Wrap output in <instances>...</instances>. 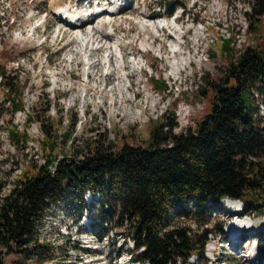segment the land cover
<instances>
[{"label": "rangeland", "instance_id": "1", "mask_svg": "<svg viewBox=\"0 0 264 264\" xmlns=\"http://www.w3.org/2000/svg\"><path fill=\"white\" fill-rule=\"evenodd\" d=\"M51 1L47 0L42 5L43 0H0V66H4L7 71L6 77L0 78V180L7 186L3 192L6 199L11 195L9 193L16 175L11 173L15 166L27 168L33 163L42 165L45 162L50 150L45 151L41 141L48 135L55 144L52 158L56 163L50 167L54 171L59 158L76 155L77 147L81 158L97 140H101L104 147L110 146L113 152H117L125 145L147 148L150 131L157 124L164 125L163 133L169 132V136L187 133L194 130L197 122L208 112V97L203 93L207 83L222 78L230 60L247 47H257L264 52V17L260 18L257 30L249 28L252 0H167L175 3L171 14L160 4V0H131V6L123 14H113L111 17L104 13H94L104 8L89 13L81 10L79 15L92 13L98 19L96 25L84 28L86 32L99 27L101 34L109 36L110 41L124 48L125 71L119 74L126 87L123 95L116 98L111 91L114 84L118 83L115 76L105 79L102 71L98 75H88L93 73L88 63L106 58L104 51L111 45L102 51L91 47L90 50L93 48L94 52L87 56L93 62H88L85 59L86 51L79 53L77 50L76 31L52 15L57 0ZM194 1L197 4L193 6ZM113 3L114 0L107 7L108 10ZM66 7L65 4L60 6L63 8L61 10ZM181 8L188 12L189 17L177 19L176 25L173 15L180 13ZM39 10L42 11L40 14ZM44 14L47 15L45 28L40 25ZM71 14L78 18L85 15ZM162 20H166L172 29L166 26L162 34H159L153 27L154 23L158 25ZM110 26L116 31L111 38V33H106ZM180 28L186 34L183 40L173 30ZM166 34L176 38L164 37ZM229 34L232 37L239 34L246 41H241L237 48L230 37L231 54H225L222 53L221 39L228 38ZM176 42L181 45L182 55L179 53L174 57L171 47ZM247 42L248 45H245ZM136 57L140 61L144 57L141 62L144 69L140 71L137 68L134 76L128 79L127 75L133 71L132 63ZM153 78L159 82L164 81L167 90L154 88ZM15 82H18L16 95L7 97L4 93L11 90L10 85ZM14 96L22 102L23 109L15 110L16 103L12 101ZM113 97L122 103L130 100V106L125 111L118 110L117 106L112 105ZM171 112L175 113L173 123H176V116H179L182 128L173 126L170 129L171 121L166 116ZM29 117L32 121H28ZM12 129L18 132L19 142L10 139L8 130ZM23 134L29 137L27 142L23 141ZM166 145L163 143L162 147ZM86 193L84 196L87 199ZM84 196L82 200H69L53 207L38 227V242H50V252L55 255L56 260L49 264H142L139 261L133 262L136 259L129 257L131 244L126 235L133 233L132 224H126V231L118 230L124 235L122 238L117 237L122 245L119 252L114 247L115 232L110 237L112 240H109L108 248L104 247L102 238L108 231L103 232L100 222L108 215L102 205L108 199L100 203L95 197V203L87 206ZM82 205L84 207L81 209ZM84 210L94 224L76 236L78 224L75 227V222L80 220L81 211L84 214ZM224 210L223 204L218 206L209 203L200 215H194L183 223H169L165 231L174 227L188 228L190 238L194 239L208 230L210 232L207 236L211 239L221 227L227 229L234 223L232 216L229 217ZM242 216H246L245 219L251 218L256 229L261 224H256V221H263L261 228L264 229V202L258 210H251ZM118 217V213L109 216L112 225H115ZM173 217L174 213L170 215L172 220ZM107 225L110 226L109 223ZM84 234L89 238L86 239ZM259 235L261 241L253 260L247 257L248 251H242L244 248L234 251L230 249V244H223L224 249L220 250L222 244L218 239L225 238V235L218 234L213 261L208 260V263L199 259L195 264H264V251H261L264 249V234ZM244 239L241 248L248 243L247 236ZM0 258L4 264H33L22 254H7L2 247Z\"/></svg>", "mask_w": 264, "mask_h": 264}, {"label": "trees", "instance_id": "2", "mask_svg": "<svg viewBox=\"0 0 264 264\" xmlns=\"http://www.w3.org/2000/svg\"><path fill=\"white\" fill-rule=\"evenodd\" d=\"M252 2L249 28L255 31L264 17V0ZM160 4L168 13L175 7L167 0H160ZM221 40L222 53L229 54L231 38ZM0 69L3 79L7 71L4 66ZM259 81L264 84V52L247 47L230 60L222 78L204 87L209 108L196 128L169 136V132L163 133L164 125L157 124L150 131L147 148L125 145L113 152L97 140L81 158L79 147L76 155L59 158L52 171L55 144L48 135L41 141L43 149L50 150L45 162L25 168L11 195L0 206V247L7 254L24 255L33 264L53 262L56 259L49 249L51 243L38 242V227L53 207L82 200L89 191L108 199L109 220L112 213H118L114 227H121L124 222L132 224L135 249L145 248L137 256L140 262L187 264L192 254L202 258L210 231L194 239L178 227L165 231L168 218L175 208L186 214L185 205L190 201L194 203V215L205 211L209 202L220 206L224 198L242 200L244 213L262 206L264 128L253 119L251 95V88ZM152 83L156 89L167 90L164 81L153 78ZM10 88L4 93L7 97L16 95L18 82ZM13 98L15 110L23 109L22 102ZM166 118L171 121L170 129L178 125L173 123L175 113H168ZM8 133L12 141H20L16 130ZM28 138L23 134V141ZM163 143L167 145L162 147ZM4 187L0 180V193ZM100 227L103 232L108 231L106 219H102ZM0 264H4L2 258Z\"/></svg>", "mask_w": 264, "mask_h": 264}, {"label": "bare ground", "instance_id": "3", "mask_svg": "<svg viewBox=\"0 0 264 264\" xmlns=\"http://www.w3.org/2000/svg\"><path fill=\"white\" fill-rule=\"evenodd\" d=\"M119 3H120V0H114L113 6L109 7L110 10H108V8H104V10L100 9V10L95 11L94 13L99 14V15H103V13L107 14L109 16L113 15L114 10L117 9ZM61 9H63V8L58 9L59 13L65 20L62 17H58L56 14H54V16L56 17L57 20L65 23L67 25V27L76 31L77 34L75 35V41H77L76 43H78L77 44V47H78L77 50L79 53L86 51L85 59L88 62H93V59H90V57L87 55H90V53L92 54L94 52L93 51L94 49L96 51H102L105 47H107V45H111V47H107V48H109L108 50L104 51L106 58L99 59V60H97V62L88 63L90 65L89 69L93 70V73L91 74V72H90L91 75L90 74H88V75L89 76H92L94 74L98 75V73H100V71H102L103 76H105V79H108L111 76L112 77L115 76V81L118 83L114 84L115 87L111 91L114 92V93L112 92V94H114L113 96H115L116 98L121 97V95H123V92H124L126 86L124 84V80L121 82V79H120L121 75L119 74L120 72L118 71V69L121 67V62H120V59L117 57V52L119 51L120 54L124 57V54L122 52V50L124 48H122L117 43H113L112 41H110L109 36H107L105 34H101L99 27H97V28L94 27L93 30H91L90 32H86L84 28H86L88 26V24L84 25V23H82L78 26L72 25L78 17L76 15L71 14V12L65 13V9L64 10H61ZM85 15H87V14H85ZM78 19H80V18H78ZM174 22H173L174 24L178 25L176 20ZM166 26L169 29H172V26L169 25L166 20H162L161 22L158 23V25H157V23H154L153 30H157L159 34H162V32L164 31V28ZM90 27H92V26H90ZM102 27H104V25ZM110 27H111L110 30L106 31V33L110 34L112 31L116 32L114 30L113 26H110ZM144 28L145 27H143V29ZM180 29H182V28H180ZM173 30H175V33L177 35L179 29H173ZM96 45H97V47L95 48ZM180 46H181L180 43L176 42V45H173L171 47L172 48L171 54H173L174 57H176V55L179 53L182 55V51H181L182 49L180 48ZM91 47H93L94 49L92 48L90 50ZM141 58H142L141 59L142 61L138 60L137 57L135 58V61L132 63L133 64V66H132L133 71L127 75L128 79L133 77L134 72L137 71V68H139L141 66V62H143L144 57H141ZM96 69H97V71L95 72ZM105 71L106 72L108 71L107 75L105 74ZM102 72H101V74H102ZM88 75H87V78H88ZM127 91H129V88H127ZM116 98L113 97L111 99L112 105L117 106L118 110H120V111L127 110L126 108H128L130 106L129 104L131 103L130 100H127L125 103H122L121 100H118ZM126 103H127V105H126ZM228 205L233 207V208H237L239 203L232 202V203H228ZM258 223H262V221H260V220L256 221V224H258ZM244 225H246L247 228H253V220L241 218L239 221L234 222L230 226L229 232H230V236L232 237L233 240L237 237V235L239 234V232L242 229V226H244ZM256 249L257 248L254 246L247 249L248 252L246 255H247V257L251 258V260H253L256 256L255 255Z\"/></svg>", "mask_w": 264, "mask_h": 264}, {"label": "built area", "instance_id": "4", "mask_svg": "<svg viewBox=\"0 0 264 264\" xmlns=\"http://www.w3.org/2000/svg\"><path fill=\"white\" fill-rule=\"evenodd\" d=\"M235 34V33H234ZM230 37H232V35L230 36H228V38H230ZM222 38H226V37H222ZM241 41H246L245 39H243L242 37H240L239 36V34H236V35H234V37H232V44H235V46L238 48L239 47V43L241 42ZM245 45H248V42L245 44ZM264 87H263V84L262 83H258V84H256L255 85V87L252 89V95H253V101H254V111H253V119H254V121H256L257 123H258V125L260 126V127H262V128H264V89H263ZM180 120H179V116H176V122L178 123V128L180 127V128H182L183 126H182V124H180V122H179ZM187 126V125H186ZM186 126H184V128L186 127ZM263 140H264V134H263ZM17 166H15L14 167V171L11 173V175L14 173V174H16L14 177H15V179L13 180V185H12V189H11V191H10V193L9 194H11L12 193V191H13V189H14V187H15V185H16V182H17V180L21 177V175H22V173H23V170L25 169V167L23 168H16ZM7 187V186H6ZM5 187V188H6ZM5 188L2 190V192L0 193V206H1V204L3 203V201H4V199H5V195L3 194V192H4V190H5ZM87 193H88V196H87V199L85 198V196H84V200H85V202L87 203V206L88 205H91L92 203H95V201H93L94 199L93 198H95V197H97V199H98V201H100V203L103 201V198H104V196L103 195H100L99 193H96V194H93V195H90L89 193V191H87ZM86 193V194H87ZM8 194V195H9ZM7 195V196H8ZM95 195V196H94ZM225 202V207H227V208H230L231 206H229L228 205V203H232V202H236V203H241L239 200H235V201H231V200H228V199H223V200H221V202ZM102 205L106 208V210H107V212L110 210V208L108 207V205H107V203H106V201H104V202H102ZM240 206H242V205H240ZM108 208H109V210H108ZM185 209H186V214H184V213H180V212H178L179 210H177L176 208H175V210H174V217H173V220L170 218V215H169V223H173V224H175V223H183L184 221H186V219H191V218H193V214H194V203L192 202V201H190L189 203H187L186 205H185ZM231 211H234V209L231 207ZM87 214V213H86ZM88 215V214H87ZM230 215L231 214H228V216L230 217ZM82 219H84V218H82ZM104 219H106V222L107 223H109V227H108V225H107V227H108V233L106 232L105 234V236L102 238V242H103V245H104V247H106V248H108V244H109V240H112L110 237H112L113 236V233L115 232V235H116V237H115V240H114V247L116 248L115 249V251L116 252H119L120 251V249H121V242H119L118 240L119 239H117V237H119V238H122L124 235L123 234H121V233H119V232H121V231H118V230H122V229H124L125 231L127 230L126 229V224H128V223H126V222H124V225L123 226H118V227H114L113 225H112V222L107 218V216H106V218H104ZM234 219V221L236 222V221H239L241 218H238V217H234L233 218ZM86 220H88L87 222H85V223H83V220H80L79 222H78V226L76 227V232H77V230H78V227H79V225L80 226H82V228H90V226H92V223H94L93 221H92V218L91 217H89V215H88V219H86ZM88 223H90L89 225H88ZM106 226V225H105ZM190 227V226H189ZM182 229H184L185 230V232L187 233V235H188V237H190L191 236V233H190V231H189V229L188 228H182ZM65 230H66V228H65ZM133 230V229H132ZM75 232V233H76ZM67 234V233H66ZM65 234V235H66ZM126 236H128V240L130 241V244H131V250H130V254H129V257H130V259H132V260H134L133 259V257H134V254H139V253H142L143 251H145V248L142 246V247H139V249H135V243H134V240H133V238H132V234L131 235H126ZM45 242V241H44ZM44 242H42V243H44ZM123 242V241H122ZM121 245V246H120ZM85 247H87V246H85ZM114 247H113V249H114ZM89 248V247H88ZM92 249H93V247H91ZM204 250L206 251V253H208V252H210V251H212V247H211V243H210V241L208 240L207 242H206V244H205V248H204ZM196 260H198V258L196 257V256H191L188 260H187V264H190V262L192 263V264H195L196 262ZM137 261H139V260H136V261H133V262H137ZM192 261H194V262H192ZM140 262V261H139ZM140 263H142V262H140ZM143 264V263H142ZM144 264H148V262H145Z\"/></svg>", "mask_w": 264, "mask_h": 264}]
</instances>
